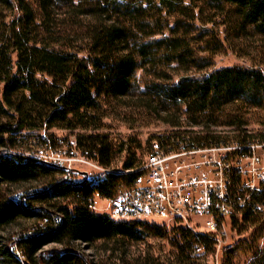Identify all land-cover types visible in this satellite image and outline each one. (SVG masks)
<instances>
[{"label":"trees","instance_id":"16d2710c","mask_svg":"<svg viewBox=\"0 0 264 264\" xmlns=\"http://www.w3.org/2000/svg\"><path fill=\"white\" fill-rule=\"evenodd\" d=\"M253 38L264 42V0H0V151L18 150L29 136L56 140L29 133L77 131L84 134L75 139L77 150L112 171L103 182L78 171L62 180V169L36 159L0 157V187L43 185L23 195L26 206L0 190V234L18 221L47 223L44 234L17 238L16 247L13 238L2 246L0 237V264H206L215 246L207 236L90 209L95 195L112 198L135 177L124 172L142 165L133 153L115 170L114 155L125 145L116 151L94 133L104 129L113 102L147 110L173 129L183 118L187 126L229 127L250 140L247 116L258 112L264 126V64L212 68V59L229 41L241 50ZM139 71L148 78L141 87ZM259 199L231 219L237 234L252 233L224 253L223 264H236L239 245L245 264H264V215L253 210ZM152 239L170 251L152 253ZM50 244L58 248L40 258ZM97 244L108 257L92 262L81 247ZM140 245L147 247L131 250Z\"/></svg>","mask_w":264,"mask_h":264},{"label":"built area","instance_id":"2783aa9c","mask_svg":"<svg viewBox=\"0 0 264 264\" xmlns=\"http://www.w3.org/2000/svg\"><path fill=\"white\" fill-rule=\"evenodd\" d=\"M234 131L224 126L209 131L187 126L157 135L149 143L142 165L124 172L135 175L132 182L120 185L110 199L95 195L90 209L96 208L98 198L107 203L111 218L172 222L211 238L216 245L225 219L230 222L246 212L253 196L261 199L253 202V210L264 215V164L259 154L264 152V132L242 141L241 133ZM42 138L19 139L22 157L62 169L65 180H70L73 170L69 162L79 153L75 140L72 143L56 138L51 143ZM63 146L66 150L61 153ZM1 151L0 157L15 155L13 151ZM79 155L100 167L86 154ZM111 173L102 168L100 175L84 179L103 182ZM12 199L26 206L23 195ZM194 253L202 254V249L196 247Z\"/></svg>","mask_w":264,"mask_h":264},{"label":"rangeland","instance_id":"374dc122","mask_svg":"<svg viewBox=\"0 0 264 264\" xmlns=\"http://www.w3.org/2000/svg\"><path fill=\"white\" fill-rule=\"evenodd\" d=\"M62 13V11H59ZM62 17V16H61ZM222 31V29H221ZM226 45L223 51L214 57L212 68H221L233 65H242L245 67H254L260 64H264V42L260 41L257 38H253L251 40H246L241 43L240 48L238 50L235 44L231 43ZM234 46H233V45ZM262 69V67L260 66ZM148 78L144 77L143 72L139 71L136 75V83L141 87L142 84L147 81ZM176 80V78H175ZM141 89V88H140ZM106 117L103 120L104 129L96 132V135H104L108 137L111 141L114 149L117 151L121 145L124 146V151L122 153H116L114 155L113 160V168L115 170H121L123 163L129 158L132 157L134 153V161L135 163H143L145 160L146 151L151 140L159 134L165 133L167 131L172 130L173 128L165 125L155 118L150 116L149 112L144 109H129L119 107L115 103L109 104L105 108ZM258 112H252L247 116L248 120H245L247 125L246 129L252 135H257L261 132H264V126L260 124L257 119ZM246 118V119H247ZM183 126L181 128L187 127V124L184 122L182 118ZM4 119H0V123H4ZM43 132V131H42ZM41 131L35 133H29V135H43L50 134L54 135L58 139H67L68 142H72L84 135L82 132H70V131H57L50 130L49 132ZM90 134V133H87ZM63 153L66 148L62 147ZM15 155L22 156V150L13 151ZM2 151L0 154L2 155ZM80 153V152H79ZM71 160V170L78 171L80 175L81 173H86L91 177H96L102 173V168L98 167L93 160L87 159L86 157H81L80 155ZM49 154V153H48ZM262 163L264 164V152L259 153ZM51 156V154H49ZM84 177V176H83ZM64 176L62 180H65ZM74 179V178H72ZM75 180H79L78 177H75ZM43 186L42 183H30L26 185H16V186H1L0 190H2L9 197H13L15 195H25L35 192L37 187ZM96 199V208L92 209L94 212L99 214H108L107 213V203L104 201H99L100 199ZM114 219V218H113ZM143 220L154 222L157 224H164L167 228L174 226L172 222L162 221L160 219L155 218H145ZM45 227H47L46 222H36L35 220L30 221H18L12 226L8 227L5 231L0 234L1 237V245H8L11 239H14V247H16V239L27 236L33 237L35 235H42L45 231ZM219 232L221 236L217 237L218 242L213 247V252L205 258L206 264H223L225 261V252L228 251L232 246H234L238 241H243L245 239H249L252 230H247V232L239 235L237 234V230H232L231 222L228 219H225L223 225L221 226ZM219 234V233H218ZM149 245L153 247L152 253L157 255L167 254L170 251L168 244L165 241L160 240H149ZM148 245V244H147ZM243 245H239V258L236 264H245L247 262V258L241 249ZM147 247V246H146ZM145 245H140L138 248H132V251H142L146 249ZM58 248V246L50 244L42 248L38 252V256L40 258H44L47 256V252L51 249ZM83 252L86 254L88 259L92 262L99 261L100 259H106L108 257V253L104 254L101 251V247L99 244L94 246V248H88L87 246L81 247ZM162 250V253L158 254L159 251Z\"/></svg>","mask_w":264,"mask_h":264},{"label":"water","instance_id":"95a60500","mask_svg":"<svg viewBox=\"0 0 264 264\" xmlns=\"http://www.w3.org/2000/svg\"><path fill=\"white\" fill-rule=\"evenodd\" d=\"M82 174V176H84V177H86L87 176V174L86 173H81Z\"/></svg>","mask_w":264,"mask_h":264}]
</instances>
